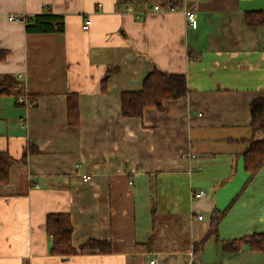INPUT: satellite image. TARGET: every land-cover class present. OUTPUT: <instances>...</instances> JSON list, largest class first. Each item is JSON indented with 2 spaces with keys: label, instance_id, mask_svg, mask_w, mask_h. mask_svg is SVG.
<instances>
[{
  "label": "crops",
  "instance_id": "1",
  "mask_svg": "<svg viewBox=\"0 0 264 264\" xmlns=\"http://www.w3.org/2000/svg\"><path fill=\"white\" fill-rule=\"evenodd\" d=\"M45 10L63 33L26 31ZM0 53V77H20L36 98L0 97V153L19 162L36 151L0 187V264H264L247 246L223 249L264 234V167L244 187L242 157L249 107L264 97V0H0ZM154 68L184 75L189 96L124 118L120 96ZM49 215L70 217L77 254L50 255ZM88 241L111 252L79 251Z\"/></svg>",
  "mask_w": 264,
  "mask_h": 264
},
{
  "label": "trees",
  "instance_id": "2",
  "mask_svg": "<svg viewBox=\"0 0 264 264\" xmlns=\"http://www.w3.org/2000/svg\"><path fill=\"white\" fill-rule=\"evenodd\" d=\"M177 4V1L171 2ZM258 18L247 14L245 16L246 25H253ZM260 22V20H258ZM25 29L33 33H63V17L54 15L45 10L42 13L24 19ZM0 53V60L3 59ZM107 76H105L102 86L106 85ZM190 94L187 86V80L184 75L165 74L154 68L153 71L143 80V87L140 92L123 93L120 96L121 114L124 118L140 119L146 109H155L158 112L164 111V103L169 101L185 100ZM13 97L18 105L19 98L25 97L30 101V106L36 104V98L27 96L19 82L11 76L0 77V97ZM67 112L70 126L78 125V105L77 99L69 95L67 97ZM251 116L250 128L252 137L248 140L247 147L242 154L243 165L250 178L245 183L246 187L251 179L264 167V97L253 101L249 107ZM36 151L32 145H28L24 150L22 159L19 162L14 161L7 153H0V187L6 186L11 180L12 167L19 164H25L26 158ZM235 169H232V175ZM236 199L232 200L226 210L223 212H214L212 214V227L214 229L232 208ZM45 230L50 240L49 253L51 256H73L77 254L72 245V235L74 227L68 215H49L45 220ZM247 246L253 253H264V234H254L250 237L233 240L223 243V249L228 252H237ZM98 250L101 253H110L111 244L102 241H88L79 251Z\"/></svg>",
  "mask_w": 264,
  "mask_h": 264
},
{
  "label": "built area",
  "instance_id": "3",
  "mask_svg": "<svg viewBox=\"0 0 264 264\" xmlns=\"http://www.w3.org/2000/svg\"><path fill=\"white\" fill-rule=\"evenodd\" d=\"M154 10L157 11V10H158V7H154ZM175 10H176V9L173 8V7H171V8L169 9V11H171V12H172V11H175ZM127 11H131V9L128 8ZM184 17H185L186 25H187L188 28H190V29H194V30L197 29V27H198V22H197V19H196V17L194 16L193 13H191V12H189V11H184ZM9 20H10V21H17V20H21V19H20V18L18 19V18L10 17ZM23 21H24V20H23ZM82 27H83L84 30L89 29V27H90V21L87 20V19H85L84 22H83V24H82ZM15 79H16V81H18V80L20 79V77H17V78H15ZM18 102H19L20 104H23L25 107H30V105H31V104H30V101L27 100L25 97H23V98H19ZM202 196H203V193H202V192H196V193L193 194V199H194V200H197V199H200ZM201 219H202V217H199V220H201ZM150 263H151V264H154V263H155V260L151 261Z\"/></svg>",
  "mask_w": 264,
  "mask_h": 264
}]
</instances>
